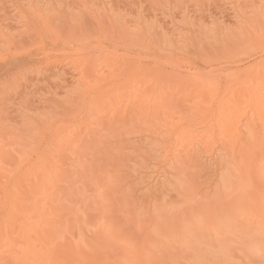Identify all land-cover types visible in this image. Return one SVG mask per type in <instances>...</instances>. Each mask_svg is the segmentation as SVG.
Masks as SVG:
<instances>
[{
  "label": "bare ground",
  "instance_id": "1",
  "mask_svg": "<svg viewBox=\"0 0 264 264\" xmlns=\"http://www.w3.org/2000/svg\"><path fill=\"white\" fill-rule=\"evenodd\" d=\"M235 11V24L183 14L186 31L137 12L114 21L116 35L112 22L95 36L83 33V70L64 61L77 72L74 83L55 63L51 75L69 104L63 116L35 122L36 114L42 131L30 145L17 124L19 141L14 131L0 132V264H221L231 263L236 249L242 262L264 264V0ZM47 14L39 19L45 25L34 17L38 31L61 39ZM0 32L13 51L23 32ZM199 39L224 44V55L201 59L204 75L185 60ZM179 68L187 69L184 76ZM150 117L161 122L149 136L164 166L158 175L134 170L138 194L122 179L118 146L110 145L132 144L127 126ZM208 163L213 177L198 188L188 170L203 173Z\"/></svg>",
  "mask_w": 264,
  "mask_h": 264
},
{
  "label": "rangeland",
  "instance_id": "2",
  "mask_svg": "<svg viewBox=\"0 0 264 264\" xmlns=\"http://www.w3.org/2000/svg\"><path fill=\"white\" fill-rule=\"evenodd\" d=\"M260 1L261 0H0V29L2 28L3 31H5L6 34L3 32L5 35H10V33H13V32L14 34L15 33L20 34L21 32H23L21 33L22 34L21 36L17 35L19 37H17L18 39H15V41L16 40L17 41L14 42V45L15 43H18L15 45L17 47V51H16L17 53H14L16 50L15 46H14L15 49L13 50L14 52L8 50V47H9L8 44L6 45L3 44L4 43L3 37H1L0 35V41L2 40L0 42V48L3 51L2 52L0 50V85H1L0 86V121L6 120L5 121L6 123H3L4 121H1V122L5 126L7 124L6 129L3 130L4 132L3 131H0V132L3 133L5 136L7 132H13L14 129L17 128V125H18V130L20 131L22 130L21 132L23 133H21L20 131L18 132V130L16 129L15 130L16 132L14 131L15 133L13 132L10 135L12 136L13 134L16 135V133L18 132V135L22 134L20 135L21 137L16 135L19 137V139H21V141L28 142L31 139L32 141H34L35 136H36L35 140H37L38 134L42 131V130L41 131L38 130L39 129L38 127H35V126H38V123L37 125H35V122L41 120L42 117L43 118L53 117L56 119L57 117L59 118V115L60 116L62 115L61 113H63L64 109L68 107L69 104L66 102H63V100L66 101V96L64 97L65 93L60 91L57 85H55L56 82H54V80L56 81V78H53L52 72L54 71L53 69L55 68V65L58 64L57 61H59V64L64 65L69 60H72L75 63L74 64L72 62L73 66L74 65L78 66L79 63L81 66L83 65V61H82L83 53H82V49H80V46L81 47L83 46L81 45L82 44L81 39L83 40V33H90V34L95 33L94 34L95 36L98 34L97 32L99 33L100 31L105 32L103 31L102 28L109 27L110 23L112 22L111 23L112 31H110V33H113V35H116L115 29H117L118 26L117 25L115 26L114 21L116 23L117 20L121 18H129L130 16H133V15H135L136 17L138 13L140 12L146 17L149 16L148 17L149 21H154V19L156 18L155 20H158L159 23L161 22V24H164L166 28H168L170 31H174V30L179 31V30H182L183 28L185 29L183 31H186L188 27L185 28L186 25L184 26L185 23L182 22L183 14H188L190 15V17L192 16V18L195 20H197L198 18H202V19L204 18L203 19L204 22H211L209 20L214 19V20H221V21L225 20L224 22L228 24H235L234 23L236 22L235 16L237 14V11L235 10H239V8L241 9V7L243 9L249 10L254 6L255 7L258 6L260 4ZM38 9H40L41 14L39 13L38 14L39 16L37 18V16H33L32 14L35 15V13H38L39 12ZM43 9L45 10V13L46 11L48 12V14L46 13L48 16L47 18H49L50 20L54 18L53 22L52 21L50 22H52L54 26L56 25L55 27H57L58 30H60L59 33H61L60 35H62L61 39L56 38L55 40H51L52 38L54 39V37H51L52 34L49 35L50 33L44 30L46 31L44 33L46 36L45 37L43 32L38 31L39 27L41 26H39L37 22L42 21L41 23L43 24L44 23L43 20H39V19L40 18L43 19L44 16L46 15L45 14L43 16L42 14L44 13ZM49 15L52 17H50ZM213 16H215L216 19ZM34 17H36L38 21H36L37 19H35ZM210 17H213V18H210ZM172 18H174V20ZM205 19L206 20L208 19V20L206 21ZM172 20L174 22H172ZM19 21L21 23H19ZM28 21L31 22V24ZM54 22H56L57 24H55ZM22 23L28 24L27 27L29 28H26V29L23 28V27H26V25H22ZM21 26H22L23 31L22 29H20ZM32 28H33V31H32ZM24 29L26 30L25 33H24ZM108 29L106 31H108ZM223 29L224 30L222 32H224L225 34H229L232 32L231 30H229L231 28H223ZM63 31H65V33ZM183 31L182 33H185ZM110 33L107 35L111 36ZM0 34L2 33L0 32ZM79 41H80V44H78ZM105 41L106 42L104 44V47L112 50L113 47L111 43H109L108 40H105ZM36 42L37 44H34ZM227 44L231 45V42L227 41ZM223 45L224 44H220V43L217 44L216 41L214 42V40L199 39L196 42L192 43V46L189 49L190 51H188V53L185 55L186 56L185 60H188V62L192 64V67L194 70L196 68V71L198 70L197 72L201 73V75L202 74L204 75V72L202 73L200 72V70L206 72L208 68H206V66L201 61V59H203V56L205 55H215L217 53L224 55ZM118 52L122 53V51H118ZM71 57L73 58L71 59ZM165 63L166 62H164V64ZM72 65L71 64L68 66L64 65L63 66L64 68L62 67L63 68L62 72H64L63 80L66 79L65 82L69 84L74 83L73 77L76 76L77 74V72L75 71ZM80 69L83 70V66L82 68L80 67ZM193 69H188V71L190 70V72H192L191 70ZM179 70L183 71L181 75L184 76L186 74L185 72L187 71L186 68L185 69L179 68ZM40 71H41L42 77L45 75L48 77L45 76L44 79L41 78ZM37 73H39L38 76H36ZM261 84H264L262 80H261ZM190 88L192 87L190 86ZM55 91H57V93ZM65 103L68 105L65 106ZM54 106H56V108L58 109H54ZM50 111L52 114L50 113ZM24 115H26L27 118H25L26 116ZM22 116L26 120V121L22 120L23 123L25 124V128L24 126L22 127V125H24L21 122ZM35 117L38 119L36 120ZM28 119L31 124L28 122L29 124L27 123V126H26L25 122H27ZM33 119H35L36 121ZM9 122H11L9 126L10 131H8ZM12 126H14V128ZM29 126L31 127V129ZM32 127H35V129ZM41 127L42 126H40V128ZM46 127L47 126L43 127L44 128L43 130H45ZM27 128H29V130ZM127 128L130 134L126 136L127 137L130 136L132 138L131 139L132 141H130V143L132 142L133 143L129 145V144H126L128 142L127 141L125 143L123 142V144H125L123 145V147H121L122 145L119 146L120 143L118 144L114 143V144H111L110 146L112 147H116L115 145L118 146L116 147L117 149H119V152H117L119 154L118 162L121 165H124L123 167H121L122 179L126 181L128 180V183L130 185V188H129L130 190L134 189L136 193H138V191L141 193L142 189L137 190V188L142 187V184H140L139 183L140 180L139 179L137 180L136 177L134 176L133 174L134 170L137 169V172L141 171L140 173L144 175H146L145 174L146 172L148 173L147 176L153 175V174L158 175L159 174L158 172L161 171V169L159 168L164 166V163L162 162L164 158L162 159V156H159L160 153L157 152L158 147L157 145H155L154 141L149 136L151 131L152 132L160 131L162 129L161 122L159 121V119H155L151 117L141 118L138 121L131 123L129 127L127 126ZM142 129H145L146 132L141 133L140 131ZM30 130L31 132L33 130L34 133H30ZM26 131H29L27 132L28 134H30L29 136L26 133ZM120 133L121 132H119L118 134ZM122 134H126V130ZM10 135L9 136L6 135V136L12 137ZM15 135L13 136L14 139H16V141H19L18 137L15 138L16 137ZM31 135H33L34 137ZM22 136H26L25 137L26 141L24 138H22ZM123 137L126 138L124 135L120 134V138L122 139ZM1 139L2 140H0V143H3L4 138L1 137ZM14 139L12 138L11 140L9 139L8 141H5V142L6 143H9L11 141L15 142ZM26 145H30V143L28 142L26 143ZM226 160L227 158L225 159L224 157L222 162L223 161L225 162ZM111 164L113 167H118L116 161H112ZM156 165L158 166V168H155L157 167ZM211 165L210 163H208L209 167L207 166V168H205V171L203 173L198 172L195 167H191L188 170L187 177L192 180V183L196 187L203 189L206 186L205 184L200 185V183L209 177L211 178V176L213 175L215 171L214 166L212 165L213 166L212 168ZM135 174H136V171H135ZM173 179H175V177ZM135 188L137 191L135 190ZM144 189L143 191L145 193ZM144 193H142L143 195L141 196V201L142 199L144 201V199H146L147 197V194H144ZM136 197L140 198L139 195H137ZM177 200L178 199H175V201ZM144 205H146V202L144 203ZM254 234L257 235L258 233L255 232ZM192 242L194 243L193 247L194 246L197 247L200 244L198 243L199 241H196V240L195 241L192 240ZM193 243H190V244H193ZM235 251L233 252V254L235 253V255L232 256L233 258L231 259V263L229 261L222 262V263L224 264H247L246 263L247 261L242 262L243 261L242 258H244V256L241 255L242 258L241 256H239V253L242 254V252L237 251L238 253L237 255ZM244 260H248V259L245 258Z\"/></svg>",
  "mask_w": 264,
  "mask_h": 264
}]
</instances>
